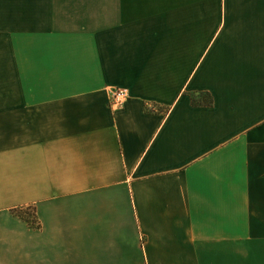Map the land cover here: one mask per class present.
I'll list each match as a JSON object with an SVG mask.
<instances>
[{"label": "crops", "instance_id": "1", "mask_svg": "<svg viewBox=\"0 0 264 264\" xmlns=\"http://www.w3.org/2000/svg\"><path fill=\"white\" fill-rule=\"evenodd\" d=\"M0 264H264V0H0Z\"/></svg>", "mask_w": 264, "mask_h": 264}, {"label": "built area", "instance_id": "2", "mask_svg": "<svg viewBox=\"0 0 264 264\" xmlns=\"http://www.w3.org/2000/svg\"><path fill=\"white\" fill-rule=\"evenodd\" d=\"M125 98L126 95L122 89L119 88L111 89L107 99L108 108L112 111L119 109Z\"/></svg>", "mask_w": 264, "mask_h": 264}, {"label": "trees", "instance_id": "3", "mask_svg": "<svg viewBox=\"0 0 264 264\" xmlns=\"http://www.w3.org/2000/svg\"><path fill=\"white\" fill-rule=\"evenodd\" d=\"M15 213L17 214V215H19L21 218H23V219H25L26 220V215H24V214H21L22 212H20V211H15ZM29 213V212H28ZM32 216H33V213H32V211L30 212V217L32 218ZM27 222H28V220H26ZM31 221V225H33V222H34V220H33V218H32V220H30Z\"/></svg>", "mask_w": 264, "mask_h": 264}]
</instances>
